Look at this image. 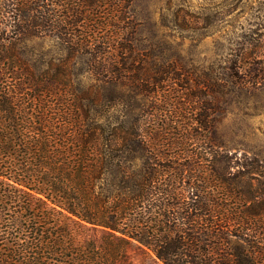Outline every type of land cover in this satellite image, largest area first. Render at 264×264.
I'll return each instance as SVG.
<instances>
[{
    "label": "trees",
    "instance_id": "trees-1",
    "mask_svg": "<svg viewBox=\"0 0 264 264\" xmlns=\"http://www.w3.org/2000/svg\"><path fill=\"white\" fill-rule=\"evenodd\" d=\"M131 3L0 0V264H132L133 243L163 264H264V161L217 140L206 107L262 84L264 20L207 77L205 131L162 113L144 129L139 96L153 106L165 74Z\"/></svg>",
    "mask_w": 264,
    "mask_h": 264
},
{
    "label": "rangeland",
    "instance_id": "rangeland-1",
    "mask_svg": "<svg viewBox=\"0 0 264 264\" xmlns=\"http://www.w3.org/2000/svg\"><path fill=\"white\" fill-rule=\"evenodd\" d=\"M131 6L137 23L136 44L147 65L160 67L165 74V80L156 84L158 98L153 106L145 92L139 96L144 104L142 127L150 128L151 119H159L160 113L164 122L178 114L181 125L205 131L199 113L210 94L207 77L217 81L223 58L233 56L257 31V24L264 20V0H132ZM31 44L59 50L57 40L49 37ZM212 95L213 102L206 107L213 118L214 137L231 151L255 154L264 161V80L225 101L217 90ZM129 254L132 264H163L136 243Z\"/></svg>",
    "mask_w": 264,
    "mask_h": 264
}]
</instances>
